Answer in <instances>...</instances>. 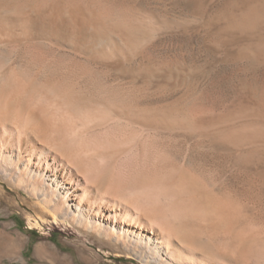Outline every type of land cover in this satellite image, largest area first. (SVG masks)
Instances as JSON below:
<instances>
[{"label":"rangeland","instance_id":"374dc122","mask_svg":"<svg viewBox=\"0 0 264 264\" xmlns=\"http://www.w3.org/2000/svg\"><path fill=\"white\" fill-rule=\"evenodd\" d=\"M6 1L103 19L104 36L91 27L104 40L100 51L85 52L92 40L81 32L72 58L112 84L115 107L78 120L66 105L36 99L57 122L90 127L78 146L91 161L76 176L84 204H93L89 180L108 170L95 206L112 223L114 215L142 219L141 231L166 251L194 232L230 255L224 264H264V0ZM55 42L47 44L68 51ZM3 48L0 58L9 54ZM119 102L129 114L118 112ZM8 130L0 125V149L18 143ZM11 171L0 161V264H148L145 252L136 256L114 240L102 246L71 218H55ZM201 258L198 264H215Z\"/></svg>","mask_w":264,"mask_h":264},{"label":"bare ground","instance_id":"6f19581e","mask_svg":"<svg viewBox=\"0 0 264 264\" xmlns=\"http://www.w3.org/2000/svg\"><path fill=\"white\" fill-rule=\"evenodd\" d=\"M68 7L72 8L69 4ZM60 9L59 5L35 9L27 2L15 4L0 0V44L9 54L11 52L6 57L7 53H4V57L0 58V125L7 131L9 128L15 129L18 137V143L8 144L11 148L2 146L0 161L10 164L17 185L31 199L36 200V205H41L55 218H71L78 225L84 226L92 232V236L98 237L97 242L102 246H113L110 241L114 240L117 245L122 244L136 256L141 257L140 254L145 252L146 255L143 254L148 264H184L186 260L190 264H198L203 256L212 258L215 264H224L230 255L218 246L212 249L209 244L198 239L194 232L182 234L181 242L174 245L173 251H166L156 237L141 231L145 225L142 219L131 216L124 220L115 218L114 215L115 222L112 223V217L110 219V215L107 216V211L95 206L108 183V170L89 180L93 204H84L78 196L81 184L76 176L86 173L87 163L91 162L86 163L80 154L79 140L90 127L82 119V127L71 121L68 124L57 122L55 115L51 114L53 109L38 101L44 97L51 100L53 106L61 108L66 105L79 120L80 117L105 113L104 109L113 104V92L110 90L112 84L98 81L96 76L88 74L91 69L88 63L84 65L79 59L72 58V54L75 55L78 50L81 32L92 40L85 46V52L95 54L100 51L99 44L103 45L104 40L97 38L91 27L101 32L104 30L103 19L99 20L80 10L70 13ZM69 13L73 15L69 16ZM103 34L102 31V36ZM53 39L57 41L56 44L66 43L69 52L49 46L47 41L51 42ZM45 54L54 58L47 61ZM66 57H71L69 64L64 62ZM115 96L117 98V94ZM121 98L118 101L123 102L124 99ZM119 104L122 108L118 112L121 115L129 114L126 113L125 104ZM113 105L115 107L116 104ZM117 106L116 108L120 107ZM60 108L56 111H60ZM128 119L131 120V117ZM50 160H53L52 164H49ZM64 174H67V178Z\"/></svg>","mask_w":264,"mask_h":264}]
</instances>
